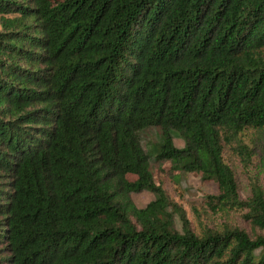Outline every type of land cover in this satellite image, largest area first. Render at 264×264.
Returning a JSON list of instances; mask_svg holds the SVG:
<instances>
[{"label": "trees", "instance_id": "obj_1", "mask_svg": "<svg viewBox=\"0 0 264 264\" xmlns=\"http://www.w3.org/2000/svg\"><path fill=\"white\" fill-rule=\"evenodd\" d=\"M0 15V264H264V188L243 199L237 173L264 157V0H0ZM165 161L218 185L222 227L191 228L155 181Z\"/></svg>", "mask_w": 264, "mask_h": 264}, {"label": "rangeland", "instance_id": "obj_2", "mask_svg": "<svg viewBox=\"0 0 264 264\" xmlns=\"http://www.w3.org/2000/svg\"><path fill=\"white\" fill-rule=\"evenodd\" d=\"M1 20V15H0ZM143 140L146 143H151L157 140V130L149 129L143 133ZM245 141L251 144V138L246 137ZM175 145L179 148L184 146V141L180 138H175ZM252 167L237 165V173L240 183V195L243 199L248 198L251 192V184L258 182L264 188V157L260 153L256 159L251 162ZM170 161H165L162 164H156L154 167V177L157 183H161L169 194L170 198L174 200L179 206L183 208L188 219L191 222V228L201 233L207 226L222 227L224 219L220 217L209 216L205 204V195L208 193H217L218 185L215 182H204L199 173H189L183 175L171 168ZM130 180L137 178L134 174H128ZM133 201L138 207H145L154 195L148 191L134 193L132 195ZM242 215H236L235 221L232 223L245 226L249 230L252 228L251 224L244 221ZM176 228L182 230V222L179 214L175 216ZM5 243L0 241V258L6 253Z\"/></svg>", "mask_w": 264, "mask_h": 264}]
</instances>
